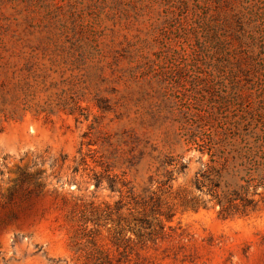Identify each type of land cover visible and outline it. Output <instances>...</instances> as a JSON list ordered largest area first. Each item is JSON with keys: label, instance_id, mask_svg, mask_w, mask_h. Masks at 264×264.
Segmentation results:
<instances>
[{"label": "rangeland", "instance_id": "rangeland-1", "mask_svg": "<svg viewBox=\"0 0 264 264\" xmlns=\"http://www.w3.org/2000/svg\"><path fill=\"white\" fill-rule=\"evenodd\" d=\"M210 1L0 0V264H264V188L224 217L196 185Z\"/></svg>", "mask_w": 264, "mask_h": 264}, {"label": "trees", "instance_id": "trees-1", "mask_svg": "<svg viewBox=\"0 0 264 264\" xmlns=\"http://www.w3.org/2000/svg\"><path fill=\"white\" fill-rule=\"evenodd\" d=\"M208 6L192 28L190 53L175 64L209 123L195 140L209 156L196 185L207 189L220 215L246 216L264 188V0H211ZM222 114L226 120L214 126ZM93 245L97 264L112 261L109 250Z\"/></svg>", "mask_w": 264, "mask_h": 264}]
</instances>
